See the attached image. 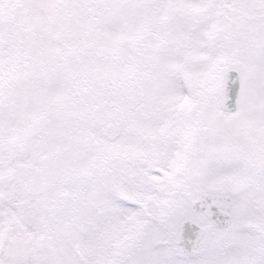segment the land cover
<instances>
[{
    "label": "snow or ice",
    "instance_id": "6c2138e0",
    "mask_svg": "<svg viewBox=\"0 0 264 264\" xmlns=\"http://www.w3.org/2000/svg\"><path fill=\"white\" fill-rule=\"evenodd\" d=\"M0 264H264V0H0Z\"/></svg>",
    "mask_w": 264,
    "mask_h": 264
}]
</instances>
